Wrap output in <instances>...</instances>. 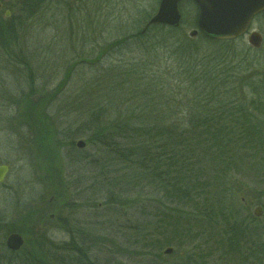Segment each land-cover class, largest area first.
I'll list each match as a JSON object with an SVG mask.
<instances>
[{
	"label": "rangeland",
	"instance_id": "rangeland-1",
	"mask_svg": "<svg viewBox=\"0 0 264 264\" xmlns=\"http://www.w3.org/2000/svg\"><path fill=\"white\" fill-rule=\"evenodd\" d=\"M157 4L158 0H47L33 17L16 23L17 41H7L5 48L0 47V163L10 166L0 184V241L4 245L8 231L3 230L13 223L21 228L25 225V233H20L24 247L36 238L43 246L40 252L52 254L53 261L81 260L83 255L93 264H149L158 254L162 264H179L189 256L190 249L209 248L165 245L157 253L154 247L135 240L136 235L129 230L133 210L123 201L117 203L116 196V203L108 202L107 191L112 189L113 195L123 191L117 184L109 188L111 177L99 171V163L107 160L106 153L89 142L93 126L86 121L97 107H106L111 118L115 108L137 100L142 103V97L129 99L127 84L130 82V89L136 87L141 94V82H150L139 73L146 68L145 59L139 55L143 43L158 36L169 37L167 46L180 41L179 46L193 51L192 78L198 82L192 85L194 96L202 91L200 85L205 86L202 72H208L220 60L225 68L218 82L219 91L226 90L223 103L248 106L252 134L236 138L222 156L226 164L219 163L218 186L224 189V213L246 222L249 228H257L264 241V17L254 22L262 34L258 48L250 46L246 37L215 43L199 34L190 36L195 29L196 7L185 0L179 3L181 24L173 28L174 32L151 28L145 39L133 40V35L144 33L142 29ZM18 15L10 0H0V19ZM126 36L130 37L129 44L111 50L98 64L93 61L98 53H107L112 41ZM177 45L172 43L173 47ZM173 49L170 51L175 52ZM154 59L163 73L158 72L159 67L149 71L168 75L170 87H175L174 103H197L194 96L186 97L188 86L176 78L178 64L173 60L177 56L161 53ZM131 65L140 68L129 76L126 71ZM31 89L36 91L32 99L41 102L31 104ZM164 96L159 92L152 100L164 102ZM226 122L231 123V117ZM77 140L84 141L85 146L76 147ZM119 163L106 161L110 176L121 177L125 170ZM117 181L124 186L125 180ZM140 195L149 199L145 204L148 211L156 205L155 200H161L146 187ZM256 207L261 208L260 215H255ZM43 210L42 216L47 218L43 226L47 229L42 231L36 229L39 225L35 220ZM167 247L172 249L168 255L163 253ZM199 255L195 251L191 257L198 260ZM20 256L1 249L0 264H28L21 263ZM205 264L223 263L212 254Z\"/></svg>",
	"mask_w": 264,
	"mask_h": 264
},
{
	"label": "trees",
	"instance_id": "trees-1",
	"mask_svg": "<svg viewBox=\"0 0 264 264\" xmlns=\"http://www.w3.org/2000/svg\"><path fill=\"white\" fill-rule=\"evenodd\" d=\"M10 1L19 15L0 19L1 49L5 48L3 45L7 41H17L16 23L20 24L26 17H33L47 2V0ZM194 25L196 26V18ZM151 28L175 31L171 27L151 25L144 33L133 35L132 39H145ZM199 35L206 41L223 42ZM158 37L146 40L139 55L145 59V66L148 68L140 69L139 73L150 82H141L139 85L141 94L136 92V87L134 90L130 89L132 85L130 82L127 84L129 99L135 101L142 97L140 98L142 103H138L137 100L135 103H128L127 107L115 108V115L111 118L107 116L106 107H97L86 121V125L93 126L89 142L96 143L103 149L106 161L120 162L122 169L125 170L121 172V177L110 176L107 173L106 161L99 163L101 174L111 177L109 184L112 186L109 188L114 189L113 185L117 184L119 185L117 189L123 191L114 195L112 189L111 192L107 191V200L109 203H116L118 199L120 202L117 203L123 201L128 204L134 215L129 230L136 235L135 240L141 245L154 247L157 253L165 245L209 247L206 251L197 247L190 249L189 256L179 264H205V259L212 254H216L217 260L223 264H264V241L259 237L260 232L255 227L249 228L246 222H240L231 214L224 213L222 208L224 189H219L218 186L221 174L219 163L226 164L222 156L228 153L229 147L233 146L240 136L252 134L250 131L253 125L249 108L241 103H223L226 90L219 91L218 82L225 68L221 66L220 60L214 67H209L208 72H202L201 81L205 86L200 85L202 91L194 96L192 85H198V82L192 78L193 51L188 46H179L180 41H171L178 44L175 47L172 43L167 46L165 42L169 37ZM129 39L130 37L126 36L112 41L110 47L106 48L107 53H98L93 61L98 64L111 50L121 49L126 43L129 44ZM171 49L175 52H171ZM161 53L177 56V59L173 60L178 64L176 78L188 86L185 89L187 94L184 93L186 97L194 96L197 103H174L175 87H170L168 75L150 73L149 70L155 67H159L158 72L163 73L161 67L156 65V59L152 60L161 56ZM138 66L131 65L126 73L129 76L137 73L140 68ZM31 90L28 95L31 104L41 102L32 99L36 91ZM159 92L165 94L164 102L157 103L152 100L156 99ZM230 117L231 123H227L226 120ZM235 133L238 137L234 136ZM39 140L44 142L41 137ZM42 147L40 145V149ZM118 178L125 180L124 186L121 182L118 184ZM145 187L150 189L151 193L159 194L161 199L155 200L156 205L151 211L145 208L149 199L140 195ZM124 196L126 197L122 199ZM146 217L148 219H145ZM24 227L25 225L21 228L12 223L6 225L3 231H8V234L25 233ZM38 243L39 241L33 238L31 242H27L26 247L23 245V248L11 251L5 247L1 239L0 250L4 249L8 254H20L21 263L25 261L28 264H93L88 263L83 255L81 260L70 261L63 258L53 261L52 254L46 256L40 252L43 246ZM47 249L51 251L48 247ZM195 251L200 253L198 260L191 257ZM157 255L155 254L149 264H162Z\"/></svg>",
	"mask_w": 264,
	"mask_h": 264
},
{
	"label": "water",
	"instance_id": "water-1",
	"mask_svg": "<svg viewBox=\"0 0 264 264\" xmlns=\"http://www.w3.org/2000/svg\"><path fill=\"white\" fill-rule=\"evenodd\" d=\"M182 0H158L154 14L145 23L142 32L150 25H165L176 28L181 22L179 3ZM197 6L196 28L190 31V36H196L198 32L203 35L218 39H234L243 35L248 28L253 15L264 10V0H192ZM7 15V13H6ZM248 42L253 47H259L261 36L257 32H251ZM264 80V71H263ZM76 147L83 148L85 142L77 140ZM10 166L0 163V183H3ZM260 207L254 210L255 215H260ZM24 243L23 237L18 232H11L5 238V246L11 251L19 250ZM172 249L167 247L164 254H170Z\"/></svg>",
	"mask_w": 264,
	"mask_h": 264
},
{
	"label": "flooded vegetation",
	"instance_id": "flooded-vegetation-1",
	"mask_svg": "<svg viewBox=\"0 0 264 264\" xmlns=\"http://www.w3.org/2000/svg\"><path fill=\"white\" fill-rule=\"evenodd\" d=\"M261 17H264V10L263 11H261V12H259V13H257V14H255L254 16H252V18H251V20H250V22H249V25H248V28H247V31L245 32V34L244 35H242L241 37H246L247 39H248V35L251 33V32H258L259 34H260V36H261V42H262V34H261V32L259 31V29H257V28H255V26H254V22L258 19V18H261ZM241 37H239V38H241ZM238 39V38H237ZM234 40H236V39H234ZM231 41H233V40H231ZM249 44V43H248ZM261 44V43H260ZM250 45V44H249ZM251 46V45H250ZM264 70V69H263ZM262 73H263V71H262ZM262 73H261V79H262V82H263V78H262ZM264 83V82H263ZM45 210V209H44ZM38 211V212H41V216L39 217L38 216V218L35 220V224H38L39 226L38 227H36V229H38V230H44V229H47V227H44L43 225H46V223H47V218H45V217H43L42 215L45 213V211ZM53 215H51V217H52ZM50 217V218H51ZM52 219V218H51ZM42 230V231H43ZM40 232V231H39Z\"/></svg>",
	"mask_w": 264,
	"mask_h": 264
}]
</instances>
